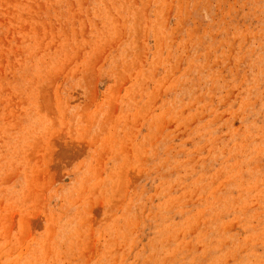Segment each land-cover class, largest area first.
<instances>
[{
    "label": "rangeland",
    "instance_id": "1",
    "mask_svg": "<svg viewBox=\"0 0 264 264\" xmlns=\"http://www.w3.org/2000/svg\"><path fill=\"white\" fill-rule=\"evenodd\" d=\"M0 264H264V0H0Z\"/></svg>",
    "mask_w": 264,
    "mask_h": 264
}]
</instances>
